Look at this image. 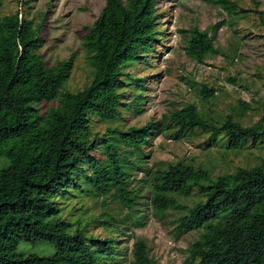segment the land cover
<instances>
[{
	"label": "trees",
	"instance_id": "trees-1",
	"mask_svg": "<svg viewBox=\"0 0 264 264\" xmlns=\"http://www.w3.org/2000/svg\"><path fill=\"white\" fill-rule=\"evenodd\" d=\"M156 2L104 0L91 25L83 26L82 46L91 78L74 92L63 87L73 55L50 66L42 59V23L34 25L17 12L0 17V264H101L103 258L113 256L115 237L87 235L81 227L71 230L59 215L55 197L75 183L74 175L80 172L94 194L113 191L110 197L129 210L135 203L138 190L128 188L122 164L127 158L116 142L120 139L140 153L149 125L107 129L96 142L90 137L88 113L103 120L117 114L123 67L139 57V49L151 48L157 40ZM213 2L228 13L264 15L234 1ZM185 51L202 62L206 54L219 49L211 36L192 28ZM214 92L201 84L203 101ZM54 100L56 105L41 112L40 103ZM162 123L176 135L197 128L212 137L222 136L228 149L247 140L264 147V110L254 124L244 126L231 114L216 121L186 103L164 115ZM98 144L103 145L105 162L89 173L83 166L95 163L90 152ZM145 175L154 213L162 216L176 210L175 231L199 230L187 249L191 260L264 264V156L253 166L215 177L207 168L184 161L148 168ZM194 194L198 199L191 206L178 198ZM128 217L133 219L130 213ZM38 242L51 244L53 253L40 256L20 248L21 243ZM131 256L130 264H156L141 237L133 241Z\"/></svg>",
	"mask_w": 264,
	"mask_h": 264
},
{
	"label": "rangeland",
	"instance_id": "rangeland-1",
	"mask_svg": "<svg viewBox=\"0 0 264 264\" xmlns=\"http://www.w3.org/2000/svg\"><path fill=\"white\" fill-rule=\"evenodd\" d=\"M230 1L243 9L256 7L264 11V0ZM103 6L104 0H1L0 17L17 12L34 25L42 23L40 35L44 42L39 50L42 59L50 66L73 55L72 69L63 87L74 92L91 78L82 46L83 26L91 25ZM155 15L157 40L151 48L139 49V57L123 67L125 81L118 90L120 104L115 117L103 120L88 113L90 137L96 142L101 141L107 129L149 125L147 142L140 153L136 154L120 139L116 142L127 158L122 164L129 179L128 188L138 190L135 203L129 210L118 199L110 197L113 191L105 196L94 194L80 172L74 175L75 183L68 184L55 197L59 215L70 223L71 230L81 227L87 235L115 237L113 256L103 258L101 264H130L136 237L145 240L156 264H199L187 252L199 230L175 231L176 210L162 216L154 213L146 169L184 161L207 168L215 177L238 167L253 166L264 156V147L252 145L250 140L241 147L228 149L222 136L212 137L197 128L176 135L172 128L165 130L162 123L164 115L186 103L195 104L200 112L216 121L231 114L239 123L249 126L261 117L264 15L260 18L252 11L228 13L213 0H157ZM192 28L211 36L219 52L206 54L202 62L190 57L185 46ZM203 83L215 90L207 101L200 94ZM56 104L55 100L42 102L39 107L44 112ZM90 154L95 163L83 166L89 173L105 162L103 145L98 144ZM178 198L189 206L198 199L196 194ZM20 248L40 256L54 251L46 242L21 243Z\"/></svg>",
	"mask_w": 264,
	"mask_h": 264
}]
</instances>
